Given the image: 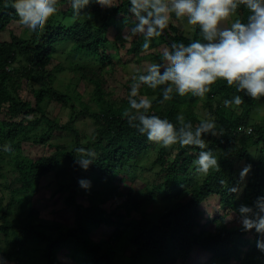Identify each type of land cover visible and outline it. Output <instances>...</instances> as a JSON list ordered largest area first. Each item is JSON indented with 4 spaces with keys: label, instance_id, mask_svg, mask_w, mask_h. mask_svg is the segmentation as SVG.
Wrapping results in <instances>:
<instances>
[{
    "label": "trees",
    "instance_id": "obj_1",
    "mask_svg": "<svg viewBox=\"0 0 264 264\" xmlns=\"http://www.w3.org/2000/svg\"><path fill=\"white\" fill-rule=\"evenodd\" d=\"M65 4L68 0H57L56 6L59 9ZM115 5L104 8L93 0L79 16H73L68 6L64 13L73 18L70 26L55 23L57 12L39 36L11 32L8 39L0 40V149L10 145L14 150L11 156L0 152V254L14 264H264L255 231L245 232L227 221L241 204L251 206L264 195V120H250L256 100L238 93L244 102L226 108L223 101L230 99L235 89L217 81L204 102L192 96L185 102V96L174 95L161 103L160 90L141 84L136 98L156 92L150 111L173 123L182 113L195 125L207 119L194 111L196 105L208 109V118L216 122L219 135L206 136L205 143L218 159L219 170L213 168L206 174L194 170L198 147L176 144L162 148L149 142L125 118V112L131 110L129 97L110 100L104 90L105 67L114 65L112 46L132 54L144 51L142 37L129 40L118 34L109 38L110 26L131 19L128 0H117ZM240 14L246 17L247 11L241 9ZM14 22L22 25L10 0H0V32ZM177 28L170 23L165 29L175 43L199 38L195 27L190 33ZM160 44L171 47L162 34L153 38L150 47ZM62 46L65 54H74L67 66L55 59V54L63 52L59 50ZM67 70L92 86L89 100L60 90L59 74ZM25 85L29 90L23 97ZM75 98L80 106L74 104ZM53 101L69 107L67 121L62 123L47 112ZM79 115L97 124L87 142L75 125ZM33 129V142L50 151L33 158L16 155ZM54 131L66 135L55 140ZM250 146H255L258 154H252ZM79 147L96 153L86 171L74 164V154L79 155L74 150ZM150 151L147 167L152 180L143 184L146 192L139 188L145 195L140 198L138 191L129 190L134 184L124 171L139 165L138 156ZM241 160L245 168L250 166L244 180L240 179L244 169L235 166ZM61 163L64 166L56 174V188L50 196L54 202L64 198V205L71 208L74 217L69 225L49 219L53 208H48L51 214L43 220L39 212L47 208L33 206L40 181L56 173ZM81 178L89 179L91 188L97 183L105 187L85 190L78 183ZM239 185L242 190L238 194ZM82 195L89 199H81ZM106 196L120 198L112 210L100 205ZM210 197H215L224 211L203 216L199 205ZM155 201L162 202L163 209L152 220L145 206ZM27 209L30 218L23 217ZM100 226L110 227V234L92 237V230Z\"/></svg>",
    "mask_w": 264,
    "mask_h": 264
},
{
    "label": "clouds",
    "instance_id": "obj_2",
    "mask_svg": "<svg viewBox=\"0 0 264 264\" xmlns=\"http://www.w3.org/2000/svg\"><path fill=\"white\" fill-rule=\"evenodd\" d=\"M93 0H68L73 16H79ZM101 7L116 6L113 0H95ZM131 19L125 21L126 35L142 37L143 48L148 49L154 37L160 36L169 27L173 18L185 21L198 30L199 38L187 44L173 43L165 48L158 63L134 76L129 97L130 109L125 118L129 126L145 136L149 142L162 148L179 144L181 147L195 146L200 149L193 161L197 173L206 174L210 169L219 170L218 159L205 143L208 135L218 136L216 122L200 119L197 124L177 114L173 123L167 117L151 112L152 100L139 98L138 85L159 89L161 103L174 95L205 98L217 81H224L235 89L230 99L223 104L226 108L239 106L244 100L238 93L259 100L264 97V0H128ZM57 0H10V6L22 21V27L30 35L39 36L50 18L58 12ZM241 9L247 15L240 14ZM74 164L88 170L94 163V150L76 148ZM0 152L11 156L9 145ZM250 166L241 173L242 177ZM81 188L91 189V181L78 180ZM236 191V189H231ZM241 230H254L256 246L264 252V195L253 205L241 204L237 210ZM232 219V214L228 218ZM0 264H8L0 254Z\"/></svg>",
    "mask_w": 264,
    "mask_h": 264
},
{
    "label": "rangeland",
    "instance_id": "obj_3",
    "mask_svg": "<svg viewBox=\"0 0 264 264\" xmlns=\"http://www.w3.org/2000/svg\"><path fill=\"white\" fill-rule=\"evenodd\" d=\"M117 0H113V3L115 4ZM66 8H68V5H61L58 9V15L54 17V21L57 24H66L68 26L71 25L72 19H70L69 16H65L66 14L64 13ZM105 8V7H104ZM111 8V7H110ZM72 17V15H71ZM130 19H125L124 21H118L114 25L110 26L108 31V36L113 40L115 36L118 34L122 37H128V39H132L134 36L131 35H126L125 32V21H129ZM173 25H177V29L179 31H184L186 33L192 32L191 29L194 26L188 25L185 21L180 20V19H175L173 18L172 21L170 22ZM13 32L14 34L17 35H23V36H30L29 32L25 30L22 25H19V23H11L7 29L4 31L0 32V40H5L9 38L10 33ZM153 41V40H152ZM129 43H127L128 45ZM167 48L166 45L160 44L156 47H149L147 50L144 49V51L140 52V55L137 53H127L123 48H117L116 46H112L110 49V54L113 57V62L114 65L110 66L107 65L105 67V72H104V79L106 81L104 85V90L106 92V98L107 99H115L117 101H121L124 98L130 97L131 94V88L130 90L127 89V87L132 83H134V76H137L141 73H143L147 67H149L152 63H158L161 60L160 53ZM68 49V48H67ZM59 50L63 51L62 53H57L55 54V59L59 62H62L64 65H68L71 60L74 59V54H65L66 48L62 46ZM113 67V69H112ZM59 87L60 90H62L64 93L69 94V95H79L81 99L84 100H89L91 96V91H92V86L88 84L85 80H81L77 74H75L72 71H65L63 73L59 74ZM141 84L138 85V88H140ZM29 90V86L25 85V89L21 91V94L23 97H26L27 94L26 92ZM159 90V89H157ZM145 88H142V92H145ZM140 93V92H138ZM157 93H149L145 92L144 94H141L142 98H149L153 99ZM189 101L190 102V95L185 96V102ZM201 101H205L204 98H201ZM74 104L77 106H80L79 101L75 98ZM92 108H96L94 105ZM186 108V107H185ZM200 117L208 118L210 116L208 109L205 107L201 106V103H198L195 107L194 110ZM47 112L55 116L59 121L62 123L67 121L69 115H70V110L69 107H66L64 105H61L56 102H50L47 105ZM250 120L251 121H258L262 122L264 120V97H261L259 100L255 101L254 108L251 112L250 115ZM75 125L77 129L80 131L81 135L83 136V142H87L90 138H92V134L97 126V124L94 122L93 119L90 117H84L79 115L76 119ZM39 129V128H38ZM36 133L34 129L30 132V139H25L21 142V150L16 152V155H19L20 157H37L41 154H44L46 152H49L50 149L47 146H44L42 143H34L33 142V135ZM66 132H58L54 131L52 134V138L57 140V139H62L65 137ZM250 152L252 154H255L258 152L256 150L255 146H250L249 148ZM52 151V150H51ZM151 153L150 152H144L138 156L137 163L139 165H134V167L131 168V170L124 171V174L130 179V184H134L133 187L129 188V190L133 191H141L139 188H142V191H145V188L143 187L144 183H149L152 180V173L149 171V168L147 167L149 164V161L151 159ZM258 154V153H257ZM134 163V164H135ZM146 164V167H142V165ZM64 165L61 163L59 165V168L55 172H52L51 174L46 175L39 184L38 191L33 195L34 200H33V206L37 210H41V208H47L44 211H40L39 215L43 220H47L48 216V208H53V216L49 219L51 220H56L59 222H62L64 224H72L73 222V212L71 208L67 207L64 205V201L62 198L58 202H54L53 198L50 196L51 192L56 188V174L58 173L59 169H61ZM236 168H240L241 171L245 169L246 163L245 161H237L235 163ZM10 168H12L11 165H9ZM11 171V170H10ZM242 173V172H241ZM240 173V179L244 180L246 178V174L242 177ZM105 186L103 183H97L95 184L90 190L95 191V190H101ZM242 190V185L237 186V191L238 194L241 193ZM92 194V193H91ZM2 195V190L0 189V196ZM101 196V195H100ZM140 198H144L145 195L144 193H139ZM81 199L87 201L89 197L87 195H82L80 197ZM105 202L100 203V205L108 210H112L114 208V205L116 204L117 201H119L120 198H114V197H105ZM162 202H148L147 205L145 206V210L149 216L150 219H155L158 216V211L162 210L161 208ZM200 209L203 212V216H206L207 214L212 215L214 213H220L224 211L223 206H221L220 203L217 202L215 197H210L209 199L204 200L200 205ZM39 208V209H38ZM119 210V209H118ZM226 210V209H225ZM28 212L25 211L24 216L26 218H30L26 215ZM232 214V219H227L228 224L230 226H235L239 225V217L237 212H231L229 217ZM26 215V216H25ZM228 217V218H229ZM33 219H38V216H33ZM111 228L110 227H104L100 226L97 229H93L91 232L92 237L98 238L100 236H108L110 234ZM1 236V233H0ZM30 252V250H28ZM8 264H14L11 261H8Z\"/></svg>",
    "mask_w": 264,
    "mask_h": 264
},
{
    "label": "water",
    "instance_id": "obj_4",
    "mask_svg": "<svg viewBox=\"0 0 264 264\" xmlns=\"http://www.w3.org/2000/svg\"><path fill=\"white\" fill-rule=\"evenodd\" d=\"M162 35L165 37L166 41H167L169 44L172 45L173 43H175V42H173V41L171 40V38L169 37V35H168V33H167L166 30H164V32L162 33Z\"/></svg>",
    "mask_w": 264,
    "mask_h": 264
}]
</instances>
